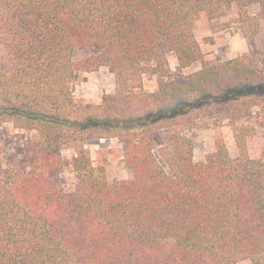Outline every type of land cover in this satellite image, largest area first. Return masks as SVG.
<instances>
[{"label":"trees","instance_id":"obj_1","mask_svg":"<svg viewBox=\"0 0 264 264\" xmlns=\"http://www.w3.org/2000/svg\"><path fill=\"white\" fill-rule=\"evenodd\" d=\"M232 10L264 31V0H0V115L37 133L0 175V264H264V66L251 53L206 64L195 35ZM168 53L202 68L173 81ZM101 67L115 93L78 102L76 73ZM146 71L164 79L155 92ZM180 99L189 112L168 111ZM212 115L237 155L218 136L195 160L187 131ZM108 138L125 144L129 178L109 180L86 153L64 161V146Z\"/></svg>","mask_w":264,"mask_h":264},{"label":"rangeland","instance_id":"obj_2","mask_svg":"<svg viewBox=\"0 0 264 264\" xmlns=\"http://www.w3.org/2000/svg\"><path fill=\"white\" fill-rule=\"evenodd\" d=\"M252 14L257 15V10L253 8ZM195 35L201 46L206 64L215 63L218 60L226 61L243 54L251 53L261 59L264 66V31L257 35L253 34L247 24L242 23L235 10L228 12L223 17L210 20L206 16L198 19L195 24ZM99 53L97 46H90L86 49H77L74 52V60L79 62L92 55ZM168 70L173 81L183 82L185 77L202 68L201 64H196L188 69H181L173 53H168ZM7 70L3 52L0 49V72ZM164 79L146 71L144 75V88L148 92L158 90L159 82ZM75 97L78 102L100 103L105 95L115 93L114 74L107 67H101L96 72H77L74 80ZM261 93L260 89L257 90ZM176 102L178 109L170 110H190V107L183 105V100ZM259 109L254 108L252 115L257 117ZM216 115L203 118L198 121L199 127L187 134L193 140L195 160H200L214 149L215 139L218 136L225 138L232 156L237 155V148L231 130L228 127L216 128L213 120ZM206 123V127H204ZM258 128V125H256ZM171 130L158 131L154 135L157 147L164 144L167 135ZM37 138V133L27 127V124L19 118H7L0 115V175L6 168L8 161L23 156L25 143L28 140ZM263 140V132L259 129L257 135L251 140L252 155H258L259 146ZM126 146L116 138L102 140H92L87 144L72 143L64 146L62 150L66 164L79 155L86 153L97 168L104 170L109 180H125L130 177L124 164V154ZM161 161V160H160ZM162 163V161H161ZM163 165V163H162ZM63 180L67 184L74 182L75 178L70 171L69 165L65 167ZM264 260V256H263ZM239 264H253L249 260Z\"/></svg>","mask_w":264,"mask_h":264}]
</instances>
